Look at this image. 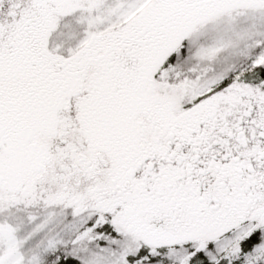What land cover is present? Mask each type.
Wrapping results in <instances>:
<instances>
[{
    "label": "snow or ice",
    "instance_id": "snow-or-ice-1",
    "mask_svg": "<svg viewBox=\"0 0 264 264\" xmlns=\"http://www.w3.org/2000/svg\"><path fill=\"white\" fill-rule=\"evenodd\" d=\"M0 264H264V0H0Z\"/></svg>",
    "mask_w": 264,
    "mask_h": 264
}]
</instances>
